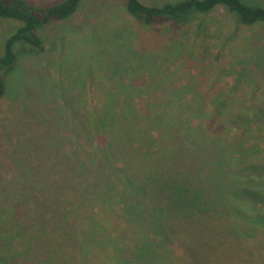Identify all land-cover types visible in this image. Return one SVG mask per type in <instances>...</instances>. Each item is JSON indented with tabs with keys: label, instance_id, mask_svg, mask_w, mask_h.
Segmentation results:
<instances>
[{
	"label": "rangeland",
	"instance_id": "374dc122",
	"mask_svg": "<svg viewBox=\"0 0 264 264\" xmlns=\"http://www.w3.org/2000/svg\"><path fill=\"white\" fill-rule=\"evenodd\" d=\"M29 1L53 4L62 0ZM248 1L264 5V0ZM204 17L208 33L185 31L171 49L163 48L169 50L158 60L140 50L142 42L154 39L157 31L133 24L125 0L82 1L76 14L41 30L47 48L41 56L29 55L20 44L14 46L17 65L7 74L8 90L0 100V198L18 192L14 199L24 205L21 222L33 233L30 240L36 241V250L47 255L43 259L47 264H90L96 247L129 264H264V26L241 25L222 8ZM19 25L2 20L0 55L5 37ZM144 57L145 63H156L165 74L174 64L179 70L168 80L176 87H187L192 80L209 84L214 80L217 93H230L218 120L229 121L232 115L245 119L241 127L230 126L227 133L216 136L222 144L218 149L207 148L211 139L218 142L209 137L193 153H185V164L174 153L169 164L185 170L193 183L187 199L194 201V189L202 196L197 204L188 201L179 206L169 195L173 190H163L166 196H160L167 211L159 209L156 218L133 223L142 237L139 248L130 253L122 246L126 231H107L101 236L87 222L95 215L94 199L102 189V176L85 128L91 114V81L108 83L110 93L118 98L123 93L121 98H126L129 88L121 83L128 85L137 73L136 79H141L144 71L138 63ZM113 81L120 83L117 90L109 85ZM206 104L210 103L202 102L201 108L206 109ZM174 138L175 133L171 141L176 146L183 142ZM220 160L225 161L223 166L215 169ZM116 177L123 182V174ZM93 183L100 184L99 188ZM147 206L160 205L153 198ZM175 209L183 216L191 211V218L209 213L212 222L201 217L203 221L181 229L175 238ZM121 224L126 225L125 221ZM50 240L47 251L43 244Z\"/></svg>",
	"mask_w": 264,
	"mask_h": 264
},
{
	"label": "trees",
	"instance_id": "16d2710c",
	"mask_svg": "<svg viewBox=\"0 0 264 264\" xmlns=\"http://www.w3.org/2000/svg\"><path fill=\"white\" fill-rule=\"evenodd\" d=\"M82 1L84 0H62L53 4H35L29 0H0V29L3 19L20 23L15 32L5 37L3 53L0 55V100L8 90L7 74L17 65L14 46L22 45L25 52L32 56L45 54L47 48L40 35L41 30L76 14ZM125 6L133 18V24L145 30L153 28L157 31V38H148L140 45L144 56L155 57L157 60L179 42L185 31L197 35L208 33L204 16L219 8L233 15L241 25L264 26V5L248 0H177L158 4H148L143 0H125ZM150 44L152 47H148ZM224 44L226 43L222 45ZM165 46L169 49H163ZM145 59L144 57L141 63H138L139 70L144 71L141 79H136L137 73L128 85L121 83L123 87L129 88L130 93L126 98H121L124 97L123 93L119 98L118 94L110 93L108 83L98 85L91 81V91H88V107L91 114L85 128L86 134L91 136L92 154L98 161L97 171L102 176V189L97 190L94 199L96 205L92 212L95 215L87 222L95 226L101 236L107 231L111 234L126 231V236L121 238L122 246L132 251L130 253L139 248L142 237V233L137 231L138 227L133 223L147 217L156 218L159 209L167 211L162 206L166 196L162 193L165 189L173 190L174 193L170 192L169 195L177 200L179 206L188 201H195L197 204L198 198L202 196L199 190L194 189L195 193L191 194L194 201L187 199V192L193 183L190 184L191 180L187 178L185 170H175L169 164L173 161L174 153L178 154L177 158L185 164L188 157L185 153H193L198 145L208 141L209 137L218 140L216 136L224 134V131L227 133L230 126L241 127L245 119L232 115L229 121L218 120L222 114H219L220 109L230 93L227 90L224 94L217 93L214 80L210 84L201 79L197 82L192 80L187 87H176L175 82L168 80L179 70L174 64L171 71L165 74L159 70V65L145 63ZM121 81H125L124 78ZM119 84L115 81L109 83L110 86L114 85L113 90L115 87L117 90ZM163 90L165 96H162ZM135 93H138L136 97ZM202 102L210 104H206L205 109L200 106ZM201 132H204V136ZM174 133V140H183L177 146L171 141ZM208 142L209 150L212 147L218 149L222 145L219 140L213 142L211 139ZM223 159L226 160L224 157ZM224 162L215 164V169L223 166ZM196 172L201 170L197 169ZM120 174H123L121 183L116 177ZM210 181L216 184L213 177ZM98 185L93 183V187L97 186V189ZM106 193L110 196L105 198L103 195ZM112 193L114 197H111ZM17 194L14 190L5 200L0 198V264H47L43 261L47 255L36 250V241L30 240L33 233L21 222L24 205L15 202ZM153 198L157 199V204L160 205L158 208L147 206L151 205ZM179 210L175 209L176 212L172 215L175 238L181 229L189 230L199 221H207L206 217L210 218L207 222H212L209 213L191 218L188 217L191 211H187L183 216ZM122 221H125V226L121 224ZM49 247L51 240L50 243L43 244L47 251L50 250ZM89 260L90 264H129L126 259L119 261L111 252L106 253L103 248L98 247Z\"/></svg>",
	"mask_w": 264,
	"mask_h": 264
}]
</instances>
